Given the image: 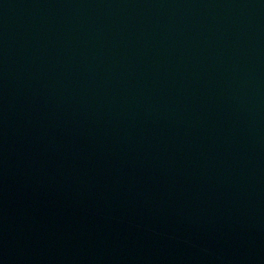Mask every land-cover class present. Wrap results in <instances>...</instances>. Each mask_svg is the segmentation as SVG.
<instances>
[{"label": "water", "instance_id": "obj_1", "mask_svg": "<svg viewBox=\"0 0 264 264\" xmlns=\"http://www.w3.org/2000/svg\"><path fill=\"white\" fill-rule=\"evenodd\" d=\"M0 264H264V0H0Z\"/></svg>", "mask_w": 264, "mask_h": 264}]
</instances>
